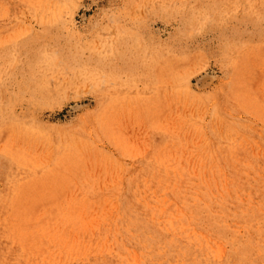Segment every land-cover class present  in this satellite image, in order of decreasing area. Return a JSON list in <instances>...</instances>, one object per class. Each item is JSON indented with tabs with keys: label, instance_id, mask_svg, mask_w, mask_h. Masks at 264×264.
Segmentation results:
<instances>
[{
	"label": "rangeland",
	"instance_id": "1",
	"mask_svg": "<svg viewBox=\"0 0 264 264\" xmlns=\"http://www.w3.org/2000/svg\"><path fill=\"white\" fill-rule=\"evenodd\" d=\"M0 264H264V0H0Z\"/></svg>",
	"mask_w": 264,
	"mask_h": 264
},
{
	"label": "bare ground",
	"instance_id": "2",
	"mask_svg": "<svg viewBox=\"0 0 264 264\" xmlns=\"http://www.w3.org/2000/svg\"><path fill=\"white\" fill-rule=\"evenodd\" d=\"M161 184H162V182H161ZM172 184V183H171ZM180 185V184H179ZM198 187V186H197ZM156 192V191H155ZM168 193V192H167ZM157 194V193H156ZM169 194V193H168ZM186 195V194H185ZM150 203H152V202H150ZM156 204V203H155ZM150 206V205H149ZM152 211V210H151ZM161 219V218H160Z\"/></svg>",
	"mask_w": 264,
	"mask_h": 264
}]
</instances>
